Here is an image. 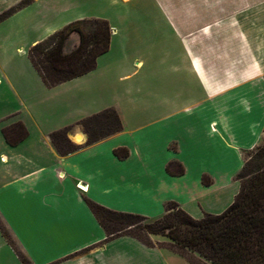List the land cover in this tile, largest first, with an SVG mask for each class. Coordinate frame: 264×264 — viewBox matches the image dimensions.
Returning <instances> with one entry per match:
<instances>
[{"label":"crops","instance_id":"0c3cea01","mask_svg":"<svg viewBox=\"0 0 264 264\" xmlns=\"http://www.w3.org/2000/svg\"><path fill=\"white\" fill-rule=\"evenodd\" d=\"M159 1V19L96 15L110 26L108 51L55 87L28 52L56 28L43 25L21 53L0 56V221L31 264H190L129 236L99 245L106 234L86 200L149 219L173 202L198 220L221 215L239 193L245 154L264 141V0ZM106 109L123 130L85 146L77 123ZM17 122L28 136L10 146L2 130ZM67 127L82 148L62 156L50 134ZM2 252L22 264L0 232Z\"/></svg>","mask_w":264,"mask_h":264},{"label":"trees","instance_id":"16d2710c","mask_svg":"<svg viewBox=\"0 0 264 264\" xmlns=\"http://www.w3.org/2000/svg\"><path fill=\"white\" fill-rule=\"evenodd\" d=\"M22 0L17 5L0 14V22L30 4ZM78 36V44L69 52L65 46L71 36ZM110 26L103 19H84L68 24L28 52L29 60L46 87L78 78L95 69L97 58L106 53L110 45ZM86 135L85 146L123 130L121 120L114 109H106L77 123ZM70 127L50 134V139L62 156L74 153L82 147L68 138ZM7 144L16 146L28 132L17 122L2 130ZM114 155L122 160L128 156L125 148L114 150ZM171 174L181 175L183 169ZM236 180L240 183L239 193L232 205L221 215L205 214L201 219H193L176 203L165 205V213L157 219L112 211L90 200L87 206L104 229L106 238L99 244L129 236L147 247H153L143 237L163 236L169 243L160 246L187 260L190 264H264V145L245 154L244 165ZM203 182L208 184V179ZM0 232L14 250L22 264H31L17 249L10 235L0 221ZM189 253L198 255L205 262L197 261Z\"/></svg>","mask_w":264,"mask_h":264},{"label":"rangeland","instance_id":"374dc122","mask_svg":"<svg viewBox=\"0 0 264 264\" xmlns=\"http://www.w3.org/2000/svg\"><path fill=\"white\" fill-rule=\"evenodd\" d=\"M12 1L0 0V14L8 9L6 5ZM159 4H161L159 0H42L32 10L0 22V56L15 52L21 53V48L25 49L31 40L37 37L38 33H43V25L48 28H56L57 31L55 32H58L70 23L84 19H95L96 15L110 17L113 22L122 25L124 22L146 20L150 17V13H154L153 15L157 17ZM74 17L79 19L73 20L65 26H59L63 21ZM157 18L159 19V17ZM77 44L78 36L73 34L65 46V52H69ZM79 140L76 137L74 143L78 145ZM262 145H264V141L259 146ZM143 237L157 247L170 242L168 238L163 236L143 234ZM189 254L195 260L201 261V263L205 262L198 255ZM0 264H17V262L14 257L6 256L2 252L0 253Z\"/></svg>","mask_w":264,"mask_h":264},{"label":"bare ground","instance_id":"6f19581e","mask_svg":"<svg viewBox=\"0 0 264 264\" xmlns=\"http://www.w3.org/2000/svg\"><path fill=\"white\" fill-rule=\"evenodd\" d=\"M80 140H79V142L82 140V136L81 135H78L77 136Z\"/></svg>","mask_w":264,"mask_h":264}]
</instances>
